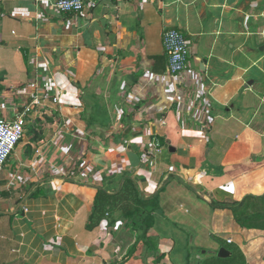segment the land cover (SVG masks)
I'll list each match as a JSON object with an SVG mask.
<instances>
[{
    "label": "crops",
    "instance_id": "crops-1",
    "mask_svg": "<svg viewBox=\"0 0 264 264\" xmlns=\"http://www.w3.org/2000/svg\"><path fill=\"white\" fill-rule=\"evenodd\" d=\"M57 1L0 0V119L40 98L0 175V264H194L206 235L264 264V222L242 229L207 203L264 196V0H104L79 14ZM166 29L189 45L177 78ZM126 179L158 197L144 239L122 216L134 201L92 212ZM226 245L203 254L231 257Z\"/></svg>",
    "mask_w": 264,
    "mask_h": 264
},
{
    "label": "trees",
    "instance_id": "trees-1",
    "mask_svg": "<svg viewBox=\"0 0 264 264\" xmlns=\"http://www.w3.org/2000/svg\"><path fill=\"white\" fill-rule=\"evenodd\" d=\"M119 196L125 202L134 201L133 207L131 205H125L123 207L122 216L131 222V228L134 231L139 232V236L144 239L147 237L148 231L153 226V212L159 207L157 195L149 199H144L139 195L134 182L130 179H126L124 181L121 193L110 196L102 190L97 192L96 198L92 204L93 214L98 213V216H102L105 212L107 202L112 200L114 197ZM130 197H132V200L129 199ZM207 203L214 210H230L235 222L242 229H258V226L261 225L259 221L264 222V196L260 198L248 196L245 197L241 202H232L231 204L218 203L213 200H207ZM134 248L132 249L131 253L133 252ZM231 252L232 256L229 257V262L231 261L232 264H246L240 249L236 248V250H231ZM210 258H216L222 264H224V261H227L216 256ZM208 264H210V261H208Z\"/></svg>",
    "mask_w": 264,
    "mask_h": 264
},
{
    "label": "built area",
    "instance_id": "built-area-1",
    "mask_svg": "<svg viewBox=\"0 0 264 264\" xmlns=\"http://www.w3.org/2000/svg\"><path fill=\"white\" fill-rule=\"evenodd\" d=\"M104 0H58L54 4L56 11L67 14H79L85 9H93ZM163 49L167 56V72L177 78L188 71L190 50L188 41L177 29H166L162 33ZM33 91L37 85L30 86ZM57 103V98L52 99ZM40 105L38 94L32 96L31 104L11 120L0 119V171L7 164L17 145L25 135V128L32 114V106ZM231 240L227 243L231 244Z\"/></svg>",
    "mask_w": 264,
    "mask_h": 264
},
{
    "label": "rangeland",
    "instance_id": "rangeland-1",
    "mask_svg": "<svg viewBox=\"0 0 264 264\" xmlns=\"http://www.w3.org/2000/svg\"><path fill=\"white\" fill-rule=\"evenodd\" d=\"M5 173H7V167H4L0 171V175L1 174L4 175ZM7 182H8V180H7ZM202 242L204 243V247L201 246V248H200L199 246H195V244H194L192 246V250L189 249L191 256L198 254L199 257L201 258L200 261L194 259L195 260L194 264H208V261H210V264H222L216 258L207 259L206 255L203 253L205 251L214 252L213 250H214L215 246H219L221 244L226 245V244L223 241H221V239L212 238L210 235L204 236V239ZM262 245H264V244H262ZM226 247L230 250H236V248H237L236 245H232V246L226 245ZM188 248H191V247H188ZM254 251L256 252L255 255H259V252L261 251V246L259 244H257V246L254 248ZM229 259L230 258H225V260H227V261H224V264H232L231 261L229 262Z\"/></svg>",
    "mask_w": 264,
    "mask_h": 264
},
{
    "label": "water",
    "instance_id": "water-1",
    "mask_svg": "<svg viewBox=\"0 0 264 264\" xmlns=\"http://www.w3.org/2000/svg\"><path fill=\"white\" fill-rule=\"evenodd\" d=\"M230 255H231V253L227 249H225V248L222 247V248H220L217 251V253H216L215 256L218 257V258H221V259H225V258H228ZM211 256H214V255H211Z\"/></svg>",
    "mask_w": 264,
    "mask_h": 264
}]
</instances>
